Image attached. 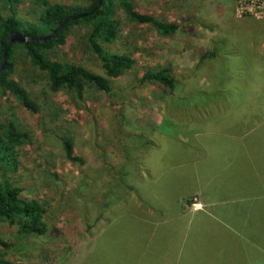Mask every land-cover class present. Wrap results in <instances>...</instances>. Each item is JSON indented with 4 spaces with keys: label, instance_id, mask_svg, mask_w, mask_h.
<instances>
[{
    "label": "rangeland",
    "instance_id": "1",
    "mask_svg": "<svg viewBox=\"0 0 264 264\" xmlns=\"http://www.w3.org/2000/svg\"><path fill=\"white\" fill-rule=\"evenodd\" d=\"M44 1L85 5L84 0H20L16 17L36 24ZM115 4L117 37L101 46L130 56L134 64L110 78V93L91 84L84 86L82 98L67 88L52 91L46 73L31 63L23 49H14L10 78L39 102V110L32 112L0 92V125L14 120L17 129L27 134L17 146V170L0 173V183L8 182L21 190L22 198L45 206L47 236L0 221L5 243L0 255L13 264H115V232L110 224L115 211L125 210L119 200L138 176L141 179V165L150 164L154 170V155L162 149L155 141L161 144L163 138L177 136L167 121L154 123L175 99L166 95L163 102L157 94L160 86L142 81L144 70L168 68L182 94L212 92L215 97L210 101L218 108L244 107L248 103L240 97L248 93L252 106L259 102L252 98L264 96L262 0H131L138 13L176 24L177 30L170 34L133 21ZM0 14L10 15L5 0H0ZM89 31L88 24L71 26L64 43L47 55L106 76L89 46ZM202 54L207 56L203 68L194 72ZM260 101L255 107L264 108V98ZM208 102L197 106H211ZM258 112L257 117L264 118ZM174 116L184 118V114ZM64 138L71 139L81 163L65 157ZM248 140L253 154L264 155V128L250 133Z\"/></svg>",
    "mask_w": 264,
    "mask_h": 264
},
{
    "label": "crops",
    "instance_id": "2",
    "mask_svg": "<svg viewBox=\"0 0 264 264\" xmlns=\"http://www.w3.org/2000/svg\"><path fill=\"white\" fill-rule=\"evenodd\" d=\"M250 96H239L244 107L209 101L155 120L177 136L155 141L154 170L141 165L119 200L125 210L110 224L115 264H264V155L248 147L249 134L264 128V108L255 107L264 96L253 106Z\"/></svg>",
    "mask_w": 264,
    "mask_h": 264
},
{
    "label": "trees",
    "instance_id": "3",
    "mask_svg": "<svg viewBox=\"0 0 264 264\" xmlns=\"http://www.w3.org/2000/svg\"><path fill=\"white\" fill-rule=\"evenodd\" d=\"M85 5L66 7L57 3L44 1V9L36 24L22 22L16 17V7L20 0H5L10 9V15L4 17L0 14V61L4 51V44L10 30H17L22 34L31 36V40L24 43H10L6 55L8 67L0 73V92L2 95H11L26 109L37 112L39 102L32 98L26 89L17 81L10 78L12 71V55L14 49L19 47L24 50L29 60L40 70L44 71L49 80L50 89L57 91L63 88L73 90L78 98H82L84 86L91 84L100 91L110 93V78H116L123 71L131 69L134 60L125 54H117L106 51L101 42H112L117 37L118 23L115 20L116 4L135 22L149 23L164 34H170L177 30L174 23L159 21L153 15L142 14L135 11L131 0H84ZM84 14L73 20L63 23L59 32L45 42L40 39L51 33L58 24L72 15ZM88 24L90 31L88 36L89 46L100 60L105 75L94 73L82 65L73 62H62L51 59L47 54L56 46L64 43L66 32L76 24ZM206 54H202L198 63L192 69L200 71L205 63ZM142 81H150L160 86L157 94L161 98L166 95L173 96L175 102H169L171 109L179 110L193 108L197 105L214 100L211 93L206 91H194L184 95L176 76L168 68L144 70ZM155 92V91H153ZM152 92V93H153ZM164 98L161 100L163 101ZM159 100V99H158ZM179 100V102L177 101ZM160 101V100H159ZM164 102V101H163ZM27 139V134L17 129L14 120L0 125V173L16 171L18 167L17 146ZM65 157L70 161L82 162L81 158L74 154L71 139H62ZM21 190L11 186L8 182L0 183V221L17 223L21 230L27 233H36L46 237L47 209L40 202L24 199L20 196ZM0 245H5L0 238ZM0 264H13L10 260L0 255Z\"/></svg>",
    "mask_w": 264,
    "mask_h": 264
},
{
    "label": "water",
    "instance_id": "4",
    "mask_svg": "<svg viewBox=\"0 0 264 264\" xmlns=\"http://www.w3.org/2000/svg\"><path fill=\"white\" fill-rule=\"evenodd\" d=\"M101 1V0H100ZM84 14H79V15H72L70 16L68 19H65L62 23L58 24L56 26V28L49 33L48 35L42 37L40 39L41 42H45L49 39H52L53 37H55V35L59 32V30L61 29L63 23H66L68 20H73L76 19L78 17H82ZM31 36L28 34H22L17 30H10L8 33V36L6 38L5 44H4V51L2 53V57H1V61H0V73L6 71L7 67H8V63L6 60V55H7V51H8V46L10 43H24L27 42L29 40H31Z\"/></svg>",
    "mask_w": 264,
    "mask_h": 264
},
{
    "label": "built area",
    "instance_id": "5",
    "mask_svg": "<svg viewBox=\"0 0 264 264\" xmlns=\"http://www.w3.org/2000/svg\"><path fill=\"white\" fill-rule=\"evenodd\" d=\"M262 2H264V0H262Z\"/></svg>",
    "mask_w": 264,
    "mask_h": 264
}]
</instances>
